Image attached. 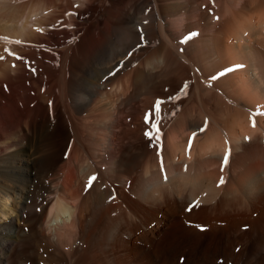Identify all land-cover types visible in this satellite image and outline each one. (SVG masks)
I'll use <instances>...</instances> for the list:
<instances>
[{
	"label": "bare ground",
	"instance_id": "6f19581e",
	"mask_svg": "<svg viewBox=\"0 0 264 264\" xmlns=\"http://www.w3.org/2000/svg\"><path fill=\"white\" fill-rule=\"evenodd\" d=\"M50 2L0 45V264H264V0Z\"/></svg>",
	"mask_w": 264,
	"mask_h": 264
},
{
	"label": "rangeland",
	"instance_id": "374dc122",
	"mask_svg": "<svg viewBox=\"0 0 264 264\" xmlns=\"http://www.w3.org/2000/svg\"><path fill=\"white\" fill-rule=\"evenodd\" d=\"M0 1H1L0 2V9L2 10V11L0 10V17H1V14H3L4 12L10 11L9 9H12L13 10L14 7H18L19 10H20L19 12L22 13V14H24V15H20L24 19L22 17H20V19H18L16 21V23L14 22V24L16 25L17 28H19V29L24 28V30H22L23 32L21 34H19V36H18V34L15 35L17 37L11 35V37H12L11 38L10 35H8V33L4 32V30L2 29L3 28L2 26L6 25V24H9L10 22H7L5 24V21L4 20L3 21L0 20L1 21L0 22V43H2L0 45H4V42L3 41L5 40V38H7L6 36L9 37V38H7L8 40H12V41L20 40V38L22 40L23 39L24 40L28 39L29 37L27 35L30 34L31 32H34L35 31V28L34 27L35 26L38 27L39 22L44 23V21L46 20L45 18L50 17L51 11L53 9V5L51 4L50 0H19V1H17V0H12V1H9V0H7V1L6 0L5 1L3 0L2 1V0H0ZM77 1L78 0H72L73 4H75V6H77V8H78L79 5H76L78 3ZM23 3H24V5H23ZM57 3H61V2L59 1ZM63 3H64V1H63ZM3 6L4 7H7V8H3ZM19 6H21V7H19ZM79 8H81V7L79 6ZM62 11H63V14L62 15H63V17L65 16V19L66 20L63 22V25L60 28H58V30H60L62 32H65V31L72 32V29H80V30L83 29L84 24L83 23L82 24L79 23V21L76 18L75 12H73V11L72 12H66V11L64 12V10H62ZM26 14H27L28 17L26 16ZM24 16H26V18ZM74 22H78V23L75 25ZM23 34H24V36H23ZM14 37L17 38V39H15ZM18 37H20V38H18ZM22 37H24V38H22ZM28 40H30V39H28ZM12 53H16V52L15 51H12L10 53V56H9L10 58H11ZM12 59H14V57ZM30 59H32V60H30ZM28 61H29V63H31V65L34 68L39 67V64H37L36 62H34L35 61L34 58L29 57ZM31 61L34 62V63H36V64H33ZM47 72L50 74V70L49 69L47 70ZM24 125L25 124H23V126ZM13 149H14V147L13 148H10L8 150H13Z\"/></svg>",
	"mask_w": 264,
	"mask_h": 264
},
{
	"label": "snow or ice",
	"instance_id": "6c2138e0",
	"mask_svg": "<svg viewBox=\"0 0 264 264\" xmlns=\"http://www.w3.org/2000/svg\"><path fill=\"white\" fill-rule=\"evenodd\" d=\"M190 209H186V211H188ZM197 228H199L200 230H203L202 226H197Z\"/></svg>",
	"mask_w": 264,
	"mask_h": 264
}]
</instances>
